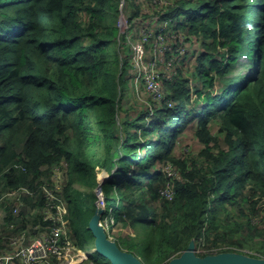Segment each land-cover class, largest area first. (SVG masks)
<instances>
[{
  "label": "trees",
  "instance_id": "obj_1",
  "mask_svg": "<svg viewBox=\"0 0 264 264\" xmlns=\"http://www.w3.org/2000/svg\"><path fill=\"white\" fill-rule=\"evenodd\" d=\"M114 1L0 0V197L26 186L36 193L23 201L40 193L44 206L38 179H51L56 165L87 164L82 150L101 111V128L123 131L107 169L114 177L132 166L114 181L123 189L132 185L121 194L118 218L147 228L144 264H166L192 239L221 244L231 226L250 235L256 216L264 221V0L168 3L161 16L171 20L168 28L202 39L191 71L198 82L194 89L187 79L166 82L167 100L152 104L149 119L140 114L126 126L116 120L122 81L107 68L118 29L107 24ZM239 64L253 66V74H242ZM189 126L202 147L199 166L196 159L187 165L176 149ZM62 183L69 210L88 213L89 198L73 191L70 180ZM167 183L172 199L160 194ZM112 184L108 178L102 189ZM100 261L110 264L102 255Z\"/></svg>",
  "mask_w": 264,
  "mask_h": 264
},
{
  "label": "rangeland",
  "instance_id": "obj_2",
  "mask_svg": "<svg viewBox=\"0 0 264 264\" xmlns=\"http://www.w3.org/2000/svg\"><path fill=\"white\" fill-rule=\"evenodd\" d=\"M172 1L115 0L108 8L107 24L109 26L116 25L118 29L115 26L117 30L111 36L112 40L115 39V41L107 48V68L122 81L116 120L124 121L123 125L125 126L128 120L139 118L140 114H144L145 118L149 119L152 113L150 110L152 104H160L161 101L167 100L170 88L165 84L166 82L177 83L181 82L182 79H187L185 86L190 89H194L198 82L193 81L191 71H193L196 62V56L203 50L202 39L197 35L187 34L185 31L175 32L168 28L171 20L161 16L168 9V3ZM171 26L173 27V24ZM241 60L248 63L247 57ZM236 68L242 70V74H253V66L245 68L239 64L236 65ZM96 115L99 119L106 118V115L101 111H98ZM98 118L92 121L90 138L82 150V160L87 164L79 163L80 166L76 170L59 166L53 173L60 184L64 179L70 180L71 189L81 194V197H88L93 206L89 208V212L86 214L81 216L73 214V211L69 210L68 200L64 199L61 190L58 189L64 200V202L59 200L60 206L63 207L65 203L67 213L65 228L60 237L61 242L58 243L60 257L50 252L52 264H66L70 257L80 251L88 254L99 264H107L100 261L101 255L95 251L94 238L88 229L89 218L94 213L96 203L98 204L99 194L102 193L105 197V192L107 204L104 199L105 205L104 212L101 213V222L108 225L105 230L106 233L111 239L116 240L123 249L139 254L141 259L144 258L141 251L144 252L146 247L147 228L140 223L124 224L118 218L121 208V194L130 192L132 185L123 189L124 185L116 187L114 181L116 178L128 174L132 166L123 165L122 171L116 173L114 177H112V171L107 169V166L113 163L117 141L123 135V131L119 130L117 135L107 133L100 127L101 125L96 123ZM217 128L218 126L214 125L211 131L213 132ZM108 135L110 142H112L111 147ZM213 135L217 138V134ZM196 136L192 127L189 126L180 133L176 141V149L185 152L183 157L187 165L192 159H196L194 161L195 166H199L200 160H205L204 156L200 154L202 147L199 137L196 138ZM209 144L212 145L213 143ZM197 151H199L198 155H196ZM154 163L152 162V165ZM167 165L168 171L176 174V171L168 163L164 167ZM115 169L116 167L113 168V170ZM104 178L113 180L112 186L106 191L102 189L104 183H101ZM38 180H40L39 187L41 184H48L46 178H39ZM11 191L13 194L8 193ZM24 192L26 191L19 187L15 190L2 192L4 195L0 199V264H27L20 258L2 259L3 256L17 247L21 241V234L28 236H24V243H29L35 239L44 241L45 238L49 237L48 224L42 218V195L38 193L36 197L25 196L22 205ZM4 199L9 200L3 201ZM11 202L13 204L18 203L16 205L17 211L14 210L15 207L13 208ZM261 213L264 214V212ZM111 218L113 223L110 221ZM254 222L260 227L264 226V221L260 220L259 216H256ZM258 225H256V229L259 228ZM237 229V226L228 227L221 239V244H216L217 247L224 251L243 253L249 251V255L264 257V239H262L260 231L254 229L250 235H246ZM205 241L206 239L201 237L195 241V246L197 243H205ZM54 246L56 247V245ZM180 252L182 250L177 251L172 256ZM77 264H88V262L78 261Z\"/></svg>",
  "mask_w": 264,
  "mask_h": 264
},
{
  "label": "built area",
  "instance_id": "obj_3",
  "mask_svg": "<svg viewBox=\"0 0 264 264\" xmlns=\"http://www.w3.org/2000/svg\"><path fill=\"white\" fill-rule=\"evenodd\" d=\"M59 168L58 165H56L53 168V173L55 169ZM168 173L170 175H174L172 172ZM48 184H41L40 187L39 185L37 186V190H40L44 196L45 203L42 209V218L43 220L48 224L49 228V237L45 238L46 240L41 241L40 239H35L29 243H24V234L20 235L21 241L17 245V247L14 248V250H11L10 253L6 254L5 256L2 257V259H7V260H13L14 258H20L24 263L27 264H52L51 262V257H50V252L53 254H56L57 257H60V250L58 243L60 244L61 242V235L63 232V229L65 228V222H66V205L64 203V206H60V201H63V197L59 194L58 189L61 190V184L58 181V178L56 177L55 174H52L51 179H47ZM19 188H22L26 192L22 194V205L24 204L23 201V196L28 194V195H35L36 190H33L31 188H28L26 186H19ZM15 190V189H14ZM9 194H13V191L8 192ZM160 194L168 199H172L174 195V187L172 183H167L161 191ZM4 195V194H3ZM0 199H2V196ZM105 197L103 196L102 193L99 194L98 198V205H100L103 209L104 212V202ZM9 200V199H4ZM13 208L15 211H17L16 205L18 204L17 202L13 204ZM102 212V213H103ZM101 221V220H100ZM110 221L113 223L112 218ZM102 224V222H100ZM104 228L106 227L103 224ZM106 230V229H105ZM25 237H28L27 235ZM63 242V241H62ZM51 243V244H49ZM56 245V247L54 246ZM222 250V248H218L217 245H205V243H197L195 246V252L200 255L204 254H214L218 253ZM244 253L249 254V251H244ZM78 261L81 262H88V264H99L97 263L94 259L90 258L88 254H86L83 251L78 252L76 255L73 257H70V259L67 261L68 264H77ZM66 263V264H67ZM62 264V263H60Z\"/></svg>",
  "mask_w": 264,
  "mask_h": 264
},
{
  "label": "water",
  "instance_id": "obj_4",
  "mask_svg": "<svg viewBox=\"0 0 264 264\" xmlns=\"http://www.w3.org/2000/svg\"><path fill=\"white\" fill-rule=\"evenodd\" d=\"M102 212V207L96 203L95 211L88 222V229L94 238L95 251L108 259L110 264H144L140 257L121 248L116 240L108 236L104 225L100 223ZM166 264H264V257L238 251L200 255L195 252V240L192 239L180 254L170 258Z\"/></svg>",
  "mask_w": 264,
  "mask_h": 264
},
{
  "label": "bare ground",
  "instance_id": "obj_5",
  "mask_svg": "<svg viewBox=\"0 0 264 264\" xmlns=\"http://www.w3.org/2000/svg\"><path fill=\"white\" fill-rule=\"evenodd\" d=\"M105 226H106V227H105V229H106L108 225H105Z\"/></svg>",
  "mask_w": 264,
  "mask_h": 264
}]
</instances>
